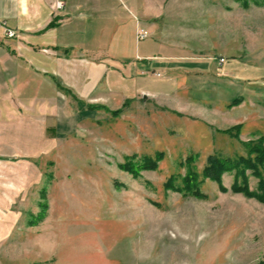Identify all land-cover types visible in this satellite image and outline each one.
I'll list each match as a JSON object with an SVG mask.
<instances>
[{"label":"rangeland","instance_id":"obj_1","mask_svg":"<svg viewBox=\"0 0 264 264\" xmlns=\"http://www.w3.org/2000/svg\"><path fill=\"white\" fill-rule=\"evenodd\" d=\"M104 2L94 26L103 16L122 33L133 20L141 48L158 38L172 53L264 64V0ZM70 64L97 75L89 92L78 75L67 85L49 73L48 87H27L16 118L0 120V264H264V200L232 189L244 179L258 194L264 162L220 183L202 174L212 155L254 160L264 75L233 80L219 63L201 79L100 48ZM127 160L155 167L133 176ZM189 171L202 196L167 188Z\"/></svg>","mask_w":264,"mask_h":264},{"label":"crops","instance_id":"obj_2","mask_svg":"<svg viewBox=\"0 0 264 264\" xmlns=\"http://www.w3.org/2000/svg\"><path fill=\"white\" fill-rule=\"evenodd\" d=\"M57 1L64 2V6L56 8ZM104 1L0 0V19H5L9 26L18 30L17 38L0 40V120L17 117L18 103L22 105L23 99H26L27 87L34 84L41 88L44 85L48 87L46 74L57 73L68 85L71 78L80 74L70 64L74 58H78V55H96L99 48L105 50L110 57L152 58L157 67L168 69L171 74L176 73L175 71L177 74L185 72L186 75L197 74L205 79L209 74L217 73L216 69L220 65L218 59L223 56L211 58L181 54V48L176 49L178 53H172L173 46L164 45L158 38L152 42V48H141L139 41L135 43L131 37L133 20L125 25L127 29L122 33L116 32L114 25L106 28L107 21L103 16L100 18L102 22H98L101 26H94L97 16L102 13L99 10L103 9V4L109 5ZM127 2L129 6L125 4L122 9L133 14L130 2ZM108 8L106 16H111L109 21L113 24V18L118 12L114 11L113 3ZM227 61L228 59L224 62ZM224 62L223 71H227L233 80L264 75V64L259 66L230 62L225 66ZM78 76L76 85L89 92L87 85L91 84L90 88L93 87L91 78L96 79L97 75L89 73ZM141 81L146 83L145 79ZM23 105L26 108L27 105Z\"/></svg>","mask_w":264,"mask_h":264},{"label":"trees","instance_id":"obj_3","mask_svg":"<svg viewBox=\"0 0 264 264\" xmlns=\"http://www.w3.org/2000/svg\"><path fill=\"white\" fill-rule=\"evenodd\" d=\"M248 1L249 0H242L243 3H247ZM263 141L264 137H260L257 142L251 146L250 151L255 153L253 161L250 158H240L235 161L231 159H223L213 155L209 156L207 164L202 170L203 177L215 180L217 183H220V176L224 172L235 171L243 173L245 170H251L253 173L257 172V165L264 162V147L262 145ZM120 167L134 176L137 175L140 169H152L155 167V165L152 161L144 160L138 166H136L131 163V160H127L125 163L121 164ZM244 182V179H242V184L233 185L232 189L235 191H242L248 196H255L260 200H264V183L262 181H260V192L258 194L254 191L248 190ZM198 183L199 181H197L195 172L189 171V174L187 178L184 179V183L181 187H174L170 180L166 182V186L167 188H175L176 190L183 191L198 197L202 196L198 187Z\"/></svg>","mask_w":264,"mask_h":264},{"label":"built area","instance_id":"obj_4","mask_svg":"<svg viewBox=\"0 0 264 264\" xmlns=\"http://www.w3.org/2000/svg\"><path fill=\"white\" fill-rule=\"evenodd\" d=\"M63 6H64V2L62 1H57L55 3L56 8H62ZM135 34L137 40H143L147 36L146 30H144L143 28H136ZM17 36H18V30L14 27L9 26L5 19H0V40L17 38ZM218 61L220 64H222L225 61V59L223 57H220Z\"/></svg>","mask_w":264,"mask_h":264}]
</instances>
